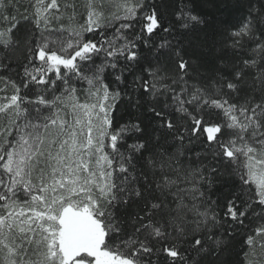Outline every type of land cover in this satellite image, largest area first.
I'll return each instance as SVG.
<instances>
[{
  "label": "snow or ice",
  "instance_id": "6c2138e0",
  "mask_svg": "<svg viewBox=\"0 0 264 264\" xmlns=\"http://www.w3.org/2000/svg\"><path fill=\"white\" fill-rule=\"evenodd\" d=\"M31 7L0 0V264H264V0Z\"/></svg>",
  "mask_w": 264,
  "mask_h": 264
},
{
  "label": "trees",
  "instance_id": "16d2710c",
  "mask_svg": "<svg viewBox=\"0 0 264 264\" xmlns=\"http://www.w3.org/2000/svg\"><path fill=\"white\" fill-rule=\"evenodd\" d=\"M24 6L28 9V13L31 14L34 9L31 7V5H34L36 3V0H22ZM61 4L63 5L64 3H75L77 5V20L73 21L72 23H83V15H84V9L83 5L85 4L84 1L82 0H60ZM177 3H179V0H177ZM20 11H24L23 8L20 9ZM229 10L228 9H223L222 14L226 18L228 15ZM219 14V13H218ZM63 23L67 26L69 24V21L67 18L63 20ZM55 27H59V24L54 25ZM6 27V25H5ZM159 39V37H157ZM5 86L2 82H0V89H3ZM11 94V90L8 89L6 92H2L1 96L3 95H8ZM82 96V94H81ZM244 251H247L246 246L243 245L242 239L238 238L235 247L233 249L234 252V260L238 262V264H243L244 261ZM258 255H259V250ZM261 259H264V257H259Z\"/></svg>",
  "mask_w": 264,
  "mask_h": 264
},
{
  "label": "rangeland",
  "instance_id": "374dc122",
  "mask_svg": "<svg viewBox=\"0 0 264 264\" xmlns=\"http://www.w3.org/2000/svg\"><path fill=\"white\" fill-rule=\"evenodd\" d=\"M82 1H84L85 2V0H82ZM114 10V9H113ZM1 94H2V92H0V96H1Z\"/></svg>",
  "mask_w": 264,
  "mask_h": 264
}]
</instances>
